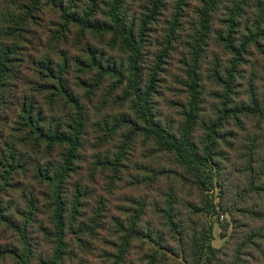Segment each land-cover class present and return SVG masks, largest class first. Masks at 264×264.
I'll return each instance as SVG.
<instances>
[{
    "label": "trees",
    "instance_id": "obj_1",
    "mask_svg": "<svg viewBox=\"0 0 264 264\" xmlns=\"http://www.w3.org/2000/svg\"><path fill=\"white\" fill-rule=\"evenodd\" d=\"M0 264H264V0H0Z\"/></svg>",
    "mask_w": 264,
    "mask_h": 264
},
{
    "label": "rangeland",
    "instance_id": "obj_2",
    "mask_svg": "<svg viewBox=\"0 0 264 264\" xmlns=\"http://www.w3.org/2000/svg\"><path fill=\"white\" fill-rule=\"evenodd\" d=\"M218 193H219V188L214 190L212 193H209L210 195H212L215 199V203H219L220 202V198H218ZM123 194V193H122ZM197 194H195L192 198L197 199ZM209 224L213 225L214 230H213V235H214V241H213V246L220 248L223 243H225L226 239H222L221 237V224H226V222H230L231 217L228 214H221L219 217L218 216H208L206 219Z\"/></svg>",
    "mask_w": 264,
    "mask_h": 264
}]
</instances>
